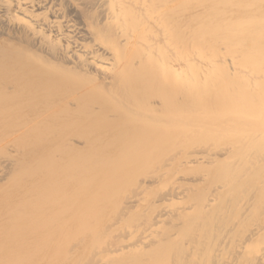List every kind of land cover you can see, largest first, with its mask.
I'll return each instance as SVG.
<instances>
[{
	"label": "bare ground",
	"instance_id": "bare-ground-1",
	"mask_svg": "<svg viewBox=\"0 0 264 264\" xmlns=\"http://www.w3.org/2000/svg\"><path fill=\"white\" fill-rule=\"evenodd\" d=\"M216 1L207 0L205 7L202 0V6L194 5V0H0V144L5 143V149L15 151L17 155L9 154L6 157L0 150V181L13 173L18 164L29 168L44 157L52 155L56 160L58 154L62 155L60 165L53 171L36 174L26 186L6 192L3 207L8 210L9 204L17 205L15 200L26 197L33 201L38 195H43V188L46 191V188L55 186L58 191L68 181L65 180L67 171L63 173L62 168L74 172L78 167L76 164L90 160L79 171L90 174L96 167L97 172L101 173L103 171L97 168L102 163V168L107 170L106 175H102V181L111 180L117 170L127 172V179L122 185L108 192L115 196L116 208H119V204L128 205L125 206L127 210L135 206L128 219L122 216L126 213L122 205L125 213L120 209L116 212H122L124 219L120 218L123 226L109 234L108 239H104L96 248V252L104 253L101 264H264V204L254 206V215H261L263 223L259 222V217H253L248 221L252 227L248 228L244 226V219L250 215L246 216V206L240 204L242 196L238 193L241 189L244 192L246 189L252 190L249 187L257 186L253 178L255 172H252L253 177H250L251 173L242 182L235 171L228 182H220L216 176L221 171L220 167L224 165V169H227V165H231L226 160L230 149L244 144L255 151L264 147V105L261 101L252 102L255 95H264V72L257 71V68L251 73L253 69L249 64V61L262 58H257V55L263 49L254 46L264 38V15L259 14L261 18L258 15L255 18L245 9L243 12L246 15L240 22L230 19L232 24L227 26H223L219 20L214 24L206 23L204 17ZM251 26L259 30L248 29ZM246 60L249 61L244 63ZM233 107L238 108L241 114L230 125L242 123L250 131L236 135L230 133L222 139L224 147L219 146L220 150L209 153L200 142L204 136L195 127L219 118ZM88 125L97 127L93 138L84 136L82 128ZM175 136L180 139L178 144L182 142L183 146L191 147L187 153L197 159L185 156L177 162L172 174L178 171L182 174L181 166H189L190 163L195 165L193 169L202 167V164L213 166L208 183L211 189L205 193L202 188L195 187V182H202V175L190 177V173L187 176L188 172L184 171L186 175L179 174L176 179L188 184L158 187L147 196L152 202L149 206L156 207L153 217L147 220L144 217L146 208L143 206L144 210L141 209V205L137 207L142 201L140 186L147 181V177L150 184L158 183L159 177L154 174L159 167L167 164L174 153L173 141H170ZM27 137L38 139L42 149L34 150L38 146L34 140L23 146H28L27 150L13 145L15 139L24 140ZM150 151L155 155L163 151V156L160 159H155L153 154L147 156ZM112 153L117 158L109 164L105 158ZM216 155L223 159L215 160ZM101 158L103 162L99 163ZM234 165L236 163L233 161L231 166ZM167 173L165 170L162 175ZM121 196L123 201H120ZM260 196L257 200L264 198V195L262 198ZM39 202L42 206L43 201ZM40 210V207L34 208L26 216L17 218L20 221L15 223L16 226L22 227L21 223L30 221L31 215ZM109 219L114 224V219ZM110 225H104L103 220L93 228L95 232L89 231L93 236H100L102 226L108 229ZM128 228H134L138 233L131 235ZM3 235L0 233V242ZM81 255L78 254L73 262ZM91 258L85 260L89 262ZM97 258H93L95 263ZM10 259L16 260L12 256Z\"/></svg>",
	"mask_w": 264,
	"mask_h": 264
},
{
	"label": "rangeland",
	"instance_id": "rangeland-1",
	"mask_svg": "<svg viewBox=\"0 0 264 264\" xmlns=\"http://www.w3.org/2000/svg\"><path fill=\"white\" fill-rule=\"evenodd\" d=\"M194 5H199V6H202V4H204L205 5V7H206V5H207V0H202V4H201V2H200V0L198 1V0H194V3H193ZM248 6H247V5ZM246 7V8H245ZM247 10V14H249V15H251V16H256V15H258V17L259 18H261L260 17V15L259 14H261V15H264V0H217L216 2H214L212 5H211V9H210V12L208 13V15L207 16H205L204 18H205V21H206V23H212V24H214V23H216L218 20L221 22V24L223 25V26H227L228 24H232V22H229V20L230 19H233L234 21H238V22H240L241 21V18L244 16V15H246L243 11L244 10ZM207 17V18H206ZM256 18V17H255ZM250 28H252L254 31H258L259 30V28L258 27H256V26H254V27H248V29H250ZM224 29V28H223ZM247 29V30H248ZM262 29L264 30V27H262ZM254 47H258V48H261V49H263L262 51H261V54L263 55H261V54H259V55H257L258 57L257 58H261V59H259V60H256L255 59V63L254 62H251V61H249V60H246V61H243L244 63H247L248 61L250 62L249 64H250V66L252 67V69H253V71H251V73H253L255 70H257V68H258V70L257 71H259V72H264V70H263V68H264V53H262L263 51H264V38H261V42L260 43H257ZM212 49H214V48H212ZM210 51H212V50H210ZM256 55V54H255ZM259 56H261V57H259ZM252 63H254V65L256 66L257 65V67L255 68L254 67V65L252 64ZM249 64H246V66L248 67L249 66ZM258 64H259V66H258ZM261 64V65H260ZM260 68H262V69H260ZM236 93H237V90H234ZM262 92H264V91H262ZM260 98V99H259ZM255 101H261L262 102V105H264V95H262V96H260V95H258V96H256L255 95V97H254V99H253V101L252 102H255ZM230 110H232V111H230ZM234 110V111H233ZM237 110V111H236ZM241 111H239V109L238 108H235V107H233V108H231V109H229L226 113H224V114H222L219 118L218 117H216L214 120H211V121H209V122H206L205 124H202V126L201 125H197L195 128L197 129V130H199L201 133H202V135L204 136V138L202 137V140L200 141L201 143H202V147H207V149H208V152L209 153H215L216 151H218V149L220 148L219 146H222V147H224V145L225 144H223L222 143V139H223V137H225V136H227V135H231V134H234L235 133V135L236 134H243V133H245L246 131H250L249 130V128L248 127H246L244 124H242V123H240V124H237L236 126H232V125H230V122L232 121V120H234V119H236L238 116H240V113ZM83 129V131H85V133H84V136L85 137H91V138H93L92 136L94 135V133L96 132V130H97V127H95V126H91V125H88V126H86V127H83L82 128ZM208 131H211V132H209L208 133ZM231 133V134H230ZM247 133V132H246ZM215 136V137H214ZM176 137L177 136H175V137H172L171 138V141L170 142H172L173 141V143H171V145H174V153L172 154V155H170V153H168L169 155H170V158L168 159V162H167V164L165 165V166H163V167H159V169H158V171L154 174L155 175V177H159L158 178V183L157 184H150L149 182H148V179H149V177H147L146 179H147V181H145V183H143L141 186H140V190L142 189V192L139 194V196H142V201H141V199L139 200V202H140V204H139V206H137V207H140V205H141V209H143V206L146 208L145 209V215H144V217L147 219V220H150V218H152L153 217V215L155 214V209H156V207L154 206V205H152L151 207L149 206V204L151 205L152 204V202L150 203V201H151V198H147V196H150L151 195V192L152 191H154L155 190V188H158V187H160V188H162L163 186H166V185H170L171 186V184L172 185H184V184H188L187 182H183L182 180H177L176 179V177H178L179 176V174H181V173H179V171L177 172V173H175V174H172V172H174V170H175V167L177 166V162L179 161V160H182V158H184L185 156L186 157H188V159H197V157L196 156H192L191 154H189V153H187V151L191 148L190 146H188V145H182L181 143L182 142H180V144H178L179 143V141H180V139L177 137V139H176ZM175 140H174V139ZM24 140H22V138H20V139H15V141H17L16 143H18V144H16L15 143V141H14V144L13 145H18V146H21L24 150H27L28 149V146H25V147H23L24 145H27V143L28 142H30V141H33V142H35V143H37V145L38 144H40V142H38L39 140L38 139H36V138H31V137H27V138H23ZM173 139V140H172ZM29 140V141H28ZM179 140V141H178ZM214 140V141H213ZM175 141V142H174ZM23 142V143H22ZM20 143H22V144H20ZM206 143V144H205ZM178 144V145H177ZM182 145V146H181ZM5 143H2V144H0V150L1 151H3L4 152V155L6 156V157H9V154L11 155V156H13V154L14 155H16V153H15V151L14 152H11V151H8V150H6L5 149ZM181 146V147H180ZM244 146V147H243ZM243 146H238V147H235V148H232V149H230L229 150V152H228V154H227V156H228V158L226 159V160H228V164H230L231 163V165H232V163H233V161H234V164L236 163V165H234L233 167L231 166V165H227L226 163H225V166L227 165V166H229V168L227 167V169L225 168L224 169V165L222 166V167H220V169H221V171H220V173L218 174V173H216V176L219 178V180H220V182H228V181H230V179H232L231 178V176H232V174L234 173V171H235V174H238V175H240V179H239V181H241L242 182V179H247V177L249 178V174H251L252 172L254 173L255 172V177H253L254 176V174L252 173L251 175H250V177H253V178H255L254 180H255V183H256V187L255 188H251V187H249L248 189H252V190H245L244 192H241L243 189H241V190H239L238 191V193L242 196H240L239 195V197H241L240 198V201L242 202V203H240L241 205H244L245 204V206H246V216H249V218H245L244 219V223H245V225L244 226H248V228H251L252 227V225L250 224V222H248V221H250L253 217H255V218H257V217H259V222L262 224L263 223V219H262V216L261 215H259L258 213H257V215H254V213L256 214V212H255V210H254V206H256V204L257 205H259V204H264V198H262L263 197V195H264V185H263V181H264V166H263V164H264V162H263V160H264V147L262 148V147H260L259 149H256V151L255 150H253L252 148H249V145L248 144H244ZM243 147V148H242ZM2 148V149H1ZM177 148V149H176ZM262 148V149H261ZM42 148H41V145H38V146H36L35 148H34V150H41ZM244 149V150H243ZM182 150V151H181ZM215 150V151H214ZM220 150V149H219ZM260 151V152H259ZM152 151H150L148 154H147V156H152V154L155 156V159L157 158V159H160L162 156H163V151H161L162 153L160 154V152H156V155H155V152H152ZM247 152V153H246ZM254 153V155H253V153ZM186 153V154H185ZM145 154V155H146ZM175 154V155H174ZM246 154H248V155H246ZM159 157H158V156ZM161 155V156H160ZM173 155H174V157H173ZM187 155H189V156H187ZM17 156V155H16ZM62 156V155H61ZM61 156H60V154H58V156L56 157V160H55V157L53 156L52 157V155L51 156H49V157H44L45 158V160H44V158L43 159H41V160H39V162H38V164H34L33 166H30L32 169H30V167L28 168V166L27 165H25V167H24V165L22 164H18L17 166H16V168H15V170L13 171V173H11V174H8V176H6L7 178H5L4 180H2V181H0V233H3L4 235V237H3V240H6V239H8V240H6L5 242L2 240L1 242H0V248H4V249H0V256L2 255V254H5V255H2L1 257H0V259H2L1 261L3 262V263H1L0 262V264H4L5 262H6V260H7V262L5 263V264H22V262L24 263V264H49V263H51V264H73L74 262H73V259H75L76 257H77V255L79 254V255H81V254H83L84 256L82 257V255H81V257H79L80 259H78L74 264H97V262H98V264H101V261L104 259L102 256H104V253L102 252V253H98V252H96V248L98 249V247L100 246V244H102L103 243V241H104V239H108V236H109V234H111V233H115V232H117V231H119V228H121L122 226H123V221H122V219H124L125 217H126V219H128L130 216L129 215H132V213H131V211L134 209V207H132V208H128L129 210H127L126 208H125V206L126 207H128V205H122V204H119L118 206H119V208H116V204H114V201H115V196L113 195V197L111 196V194L108 192V191H112L111 189H115L116 187H119V186H121L122 185V183H123V181L125 180V178L127 179V177H126V173L127 172H121V170L122 169H120V172H118L119 170H117V172L116 173H114L112 176L114 177V176H117L116 178L114 177V179H112L113 177H111L110 179L111 180H109V178L108 179H105V181H102V179L101 178H103V176L102 175H106V173H107V170H105V169H103L102 168V166H103V164L101 163V162H103L102 161V158L100 159V162L99 163H101L100 165H98L100 168H97V169H100L101 171H103V172H101V173H99V172H97V170H96V167H94V169H95V171L94 172H91L90 174H88V173H83L82 171H79L82 167H84V163L86 162V163H89V161L90 160H88V161H83L82 159H80V161H81V163H79V165H77L76 164V166H78L77 167V169H75L74 170V172L73 171H71V170H68V169H63L62 168V170H64V171H62L63 173H65L66 174V171H67V174H66V176H65V180H68V181H66L67 183L65 184V186H63L62 188H59V190L58 191H56L57 189L56 188H54L55 186H53V187H50V189L49 188H46V191H44V188H43V190H42V193H43V195H38V202L36 201L37 199H35V200H30L28 197H26V198H22V199H19V200H15V202H16V204L17 205H15L14 204V206L12 205V204H9L10 206H8L9 208H8V210H6V207H3V205H5V204H3V201H5L6 200V198H4V194H7V193H10V192H13V191H17V190H19L20 188H22V187H24V186H26L27 185V183H29V181H31L32 179H33V177L37 174H40L41 175V173L43 174V173H45V172H48V171H53V169L59 164V163H61ZM202 156H204V155H202ZM248 156V157H247ZM251 156V157H250ZM258 158H257V157ZM260 156H261V158H260ZM263 156V157H262ZM193 157V158H192ZM195 157V158H194ZM256 157V158H255ZM54 158V159H53ZM115 158H117L116 157V155L115 154H111L110 156H108V158H105L106 160V162L107 163H109V164H111V160H114ZM203 158V157H202ZM240 158V159H239ZM249 158H250V161H248L249 160ZM214 159L215 160H220V159H223V157L221 158V157H219V156H214ZM242 159V160H241ZM248 159V160H247ZM256 159V160H255ZM50 160V161H49ZM247 160V161H246ZM261 160V161H260ZM47 161V162H46ZM49 161V162H48ZM59 161V162H58ZM240 161H242V162H240ZM251 161H253L252 163H251ZM45 162V163H44ZM56 164H54V163ZM249 162V163H248ZM262 162V163H261ZM48 163V164H47ZM51 163V164H50ZM83 163V164H82ZM245 163H247V164H245ZM256 163V164H255ZM108 164V165H109ZM241 164V165H240ZM244 164V165H243ZM47 165V166H46ZM50 165V166H49ZM60 165V164H59ZM81 165V166H80ZM102 165V166H101ZM246 165V166H245ZM262 165V166H261ZM18 166H20V167H18ZM27 166V167H26ZM240 166H241V169H240ZM242 166H243V168H242ZM22 167V168H21ZM45 167H48L49 168V170L47 169V168H45ZM58 167V166H57ZM195 167V165L194 164H192V163H190L189 164V166L186 164L185 166H181V171H182V176H185L186 175V173L188 172V174H187V176H190V177H196L195 175H202V182H200V181H197V182H195V181H192V183L193 182H195L194 184H195V187H200V188H202L204 191L203 192H205V193H207L208 191H209V189H211V187H208V183L210 182V177H211V174L213 173V166H205L204 164H202V167H197V168H195V169H193ZM247 167V168H246ZM253 167V168H252ZM260 167H261V170H260ZM263 167V168H262ZM24 168V169H23ZM39 168V169H38ZM180 168V167H179ZM187 168H189V171H188V169ZM190 168H192L193 169V171H191L190 170ZM208 168V170H207V172L205 171V169H207ZM239 170H238V169ZM258 168V169H257ZM18 169V170H17ZM20 169H21V171H23L22 173H20L21 171H20ZM42 169V170H41ZM45 169V170H44ZM187 169V170H186ZM201 169H203L204 170V172H203V170H201ZM229 169V170H228ZM230 169H233L232 171L230 170ZM31 170H32V173L34 172V175L31 173ZM165 170H167L168 171V173L166 174V175H162V172L163 171H165ZM172 170V171H171ZM195 170V171H194ZM197 170V171H196ZM216 170V169H215ZM227 170H228V172H227ZM241 170V171H240ZM253 170H255V171H253ZM60 171V170H59ZM60 171V172H61ZM69 171H71V172H69ZM76 171V172H75ZM160 171V172H159ZM184 171H186V173L184 172ZM223 171H225V173L223 172ZM231 171V172H230ZM240 171V172H239ZM247 171H249V173H247ZM259 171H261V172H259ZM19 172V173H18ZM25 172V173H24ZM191 172H194V173H191ZM196 172V173H195ZM206 172V173H205ZM260 173V175H259V173ZM54 173H56L55 171H54ZM70 173H72V176H71V174ZM74 173V174H73ZM97 173H99V174H97ZM166 173V172H165ZM189 173H190V175H189ZM231 173V174H230ZM258 173V176L256 175ZM14 174V175H13ZM22 174H23V177H22ZM75 174H76V176H75ZM79 174V175H78ZM82 174V175H81ZM94 174V175H93ZM97 174V175H96ZM184 174V175H183ZM195 174V175H194ZM208 175V176H205V175ZM17 175V176H16ZM31 175V176H30ZM49 175V174H48ZM53 175V174H52ZM73 175H74V178H73ZM118 175H119V178H118ZM157 175V176H156ZM219 175H220V177H219ZM248 175V176H247ZM253 175V176H252ZM26 176L29 178V179H27L26 178ZM69 176V177H68ZM79 176V177H78ZM100 176H102V177H100ZM122 176V177H121ZM205 176V177H204ZM258 177V179H257V177ZM92 177V178H91ZM99 177H100V179H99ZM222 177V178H221ZM261 178V180H259L260 178ZM13 178V179H12ZM18 178H19V180H18ZM70 178H72V179H70ZM85 180H84V179ZM94 178V179H93ZM118 178V179H117ZM203 178H205V180H203ZM10 179V180H9ZM82 179V180H81ZM115 179H116V181H115ZM145 179V180H146ZM223 179V180H222ZM14 180V181H13ZM88 180V181H87ZM91 180H92V182H91ZM107 180V181H106ZM244 180V181H245ZM7 181V182H6ZM17 181H18V183H17ZM23 181V182H22ZM82 181H85V182H83L82 183ZM90 181V182H89ZM120 181V182H119ZM171 181V182H170ZM182 181V182H181ZM9 182H10V184H9ZM14 182H15V184H17V185H15L14 184ZM22 182V183H21ZM113 182V183H112ZM147 182L149 183V184H147ZM163 182H165V183H163ZM179 182V183H178ZM259 182V183H258ZM105 183V184H104ZM108 183H111V184H108ZM115 183H116V185H115ZM120 183V184H119ZM8 184H9V186H8ZM85 184V185H84ZM90 184V185H89ZM103 184H104V186H106V187H104L103 186ZM194 184H192V185H194ZM210 184V183H209ZM83 185V186H82ZM143 185H145V186H143ZM148 185V186H147ZM207 185V187H204V186H206ZM263 185V186H262ZM11 186V187H10ZM87 186V187H86ZM9 187H10V189H9ZM81 187V188H80ZM102 187H104V188H102ZM258 187V188H257ZM4 190H3V189ZM13 188V189H12ZM52 188H54V189H52ZM98 188V189H97ZM109 188V189H108ZM8 189V190H7ZM56 189V190H55ZM63 189V190H62ZM80 189V190H79ZM84 189V190H83ZM104 189H106L107 191H105ZM263 189V190H262ZM50 190V191H49ZM55 190V191H54ZM75 192H74V191ZM86 190V191H85ZM100 190V191H99ZM256 190V191H255ZM51 191H54V192H52L51 193ZM78 191V192H77ZM97 191H99V192H97ZM103 191V192H102ZM253 193H252V192ZM260 191H262V192H260ZM7 192V193H6ZM45 192V193H44ZM48 192H50V193H48ZM106 192H108L107 193V195H106ZM248 192V193H247ZM64 193V194H63ZM81 193V194H80ZM91 193H92V195H91ZM241 193H243V194H241ZM47 194V195H46ZM49 194V195H48ZM50 194H52V196L50 195ZM60 194H61V196L63 197H61L60 196ZM96 194H99V196L97 195L96 196ZM209 194V193H208ZM207 194V195H208ZM246 197H245V196ZM259 195H261L260 196V198H262V199H259V200H257L258 198H259ZM76 196V197H75ZM139 196H137V197H139ZM244 196V197H243ZM42 197V198H41ZM46 197V198H45ZM48 197V198H47ZM50 197V198H49ZM55 197V198H54ZM92 197V198H91ZM97 200H94V198ZM98 197V198H97ZM99 197H100V199H99ZM27 198H28V200H27ZM44 198V199H43ZM52 198V199H51ZM60 198H62V199H60ZM89 198V199H88ZM112 198V199H111ZM143 198H144V200H143ZM221 197H219V199H220ZM247 198H248V200H247ZM249 198H251V199H249ZM255 198V201L253 200V199ZM25 199V200H24ZM47 199V200H46ZM49 199V200H48ZM74 199H76V200H74ZM92 199V201H89V200H91ZM123 199V196H121V199H120V201ZM245 199H246V201H245ZM22 200V201H21ZM27 200V201H26ZM43 201V205L42 206H40V204H38V203H41V202H39V201ZM54 200H56V201H54ZM57 200H59V201H57ZM94 200V201H93ZM262 202H261V201ZM45 201V202H44ZM49 201H51V202H49ZM53 201V202H52ZM71 201V203H69ZM106 201V202H105ZM123 201V200H122ZM258 201V202H257ZM19 202H20V204H19ZM33 202H34V205H33ZM37 202V203H36ZM46 202H48V203H46ZM73 202V203H72ZM91 203L90 205L88 204V203ZM138 202V203H139ZM244 202V203H243ZM248 202V203H247ZM254 202V203H253ZM29 203H30V206H29ZM32 203V204H31ZM87 203V204H86ZM121 203V202H120ZM251 203V204H250ZM253 203V204H252ZM45 204V205H44ZM49 204V205H48ZM70 204V205H69ZM72 204V205H71ZM83 204H85V206L83 205ZM249 204V205H248ZM2 205V206H1ZM105 205V206H104ZM121 205H122V207H121ZM248 205V206H247ZM12 206V207H11ZM64 206H65V208H64ZM71 206V207H70ZM80 206V207H79ZM95 206V207H94ZM97 206V207H96ZM103 208H102V207ZM117 206V207H118ZM149 206V207H148ZM251 206V207H250ZM3 207V208H2ZM15 207V208H14ZM18 207H20V209H18ZM41 208V212L39 211V212H37L36 214H33V215H31V222L28 220V221H24L25 223H21V225H22V227L21 226H16V224L15 223H19V219H17V218H19V217H21V216H26V214H28L29 213V211L31 212V210L32 209H34V208ZM66 207H67V209H66ZM69 207H70V209H69ZM92 207V208H91ZM5 208V209H4ZM26 208V209H25ZM29 208H31V209H29ZM61 208V209H60ZM87 208H89V209H87ZM103 209V210H101V209ZM123 209V211H125V212H123L122 211V209ZM2 209V210H1ZM11 209V211H9ZM17 209V210H16ZM57 209V210H56ZM85 209H86V211H85ZM118 209H120L123 213H125V215H123L122 214V216L124 217H122L121 216V213L122 212H120V214H119V212L118 213H116L117 211H118ZM124 209H126V210H124ZM152 209V210H151ZM62 210V211H61ZM67 210V211H66ZM92 210V211H91ZM97 210V211H96ZM101 210V211H100ZM144 210V209H143ZM147 210H149V211H147ZM20 211V212H19ZM28 211V212H27ZM45 211V212H44ZM63 212L62 214L60 213H56V212ZM82 211V213H80ZM91 211V212H90ZM104 211V212H103ZM113 211H114V213H113ZM249 211V212H248ZM6 212V213H5ZM8 212H10V213H8ZM88 212H89V214H88ZM100 214H99V213ZM103 212V213H102ZM252 212V213H251ZM66 213V214H65ZM85 213V214H84ZM87 213V214H86ZM6 214V215H5ZM15 214H17V215H15ZM53 214H55L54 216H53ZM94 214V215H93ZM96 214V215H95ZM99 214V215H98ZM133 214H134V212H133ZM36 215V216H35ZM41 215V216H40ZM50 215H51V217H50ZM77 215H79L78 217H76ZM83 215V216H82ZM114 215H116V216H114ZM14 216V217H13ZM17 216V217H16ZM60 216V217H59ZM85 216V217H84ZM91 216H92V218H91ZM96 216V217H95ZM100 216V217H99ZM117 216H119L118 218H116V220L114 219L115 217H117ZM13 217V218H12ZM35 217H37V218H35ZM122 219H121V218ZM128 217V218H127ZM4 218H6V220L4 219ZM8 218H10V220L8 219ZM65 218V219H64ZM76 218H77V220H76ZM109 218H112V219H114L113 220V222H114V224L112 223V220L111 219H109ZM14 219V220H13ZM16 219V220H15ZM41 219V220H40ZM45 219V220H44ZM52 219H53V221H52ZM55 219V220H54ZM57 219V220H56ZM61 219V220H60ZM75 219V220H74ZM79 219V220H78ZM85 219V220H84ZM91 219V220H90ZM260 219H262V220H260ZM4 220H5V222H4ZM35 220V221H34ZM43 220H44V222H43ZM92 220H93V222H92ZM104 220V225L106 224H108V223H110L111 225H110V227H108V229L106 228V226H102V229H100V231L102 232L101 233V235L100 236H93V234H92V232H95V230L93 229L94 227H96V226H99V224H100V222H102ZM121 220V221H120ZM33 221H34V223H33ZM42 221V222H41ZM46 221H47V224H46ZM50 221V222H49ZM53 223H55V224H52V222ZM83 221V222H82ZM57 222V223H56ZM89 222V223H88ZM10 223V224H9ZM27 223V224H26ZM37 223V224H36ZM46 224L45 226H44V224ZM61 223V224H60ZM87 223V224H86ZM14 224V225H13ZM25 224V225H24ZM40 224V225H39ZM42 224H43V226H42ZM85 224V225H84ZM10 225V226H9ZM12 225V226H11ZM24 225V226H23ZM28 225V226H27ZM32 225H34V227H32ZM51 225V226H50ZM70 225V226H69ZM36 226H39V227H36ZM40 226H42L41 228H40ZM66 226H68L67 227V229H66ZM84 226V227H83ZM5 227V228H4ZM29 227V228H28ZM7 228H9L11 231L9 232V231H7V230H9V229H7ZM14 228V229H13ZM24 228V229H23ZM27 228V229H26ZM38 228V229H37ZM43 228V229H42ZM70 228V229H69ZM3 229V230H2ZM7 229V230H6ZM20 229H21V232H20ZM33 231V233H32V231ZM37 229V230H36ZM65 229V230H64ZM92 229V230H91ZM110 229V230H109ZM14 230V231H13ZM24 230V231H23ZM36 230V231H35ZM56 230V231H55ZM68 232H67V231ZM92 231V232H90V231ZM128 230H131V235H136V233H138V231L137 230H134V228H128ZM7 231V232H6ZM29 231H31V232H29ZM53 231V232H52ZM63 231H64V234H63ZM65 231H66V234H65ZM106 231H108V233L106 234L105 232ZM5 232V233H4ZM23 232V233H22ZM29 234H28V233ZM52 234H51V233ZM55 232V233H54ZM105 234H104V233ZM18 234L17 236H16V234ZM20 233V234H19ZM33 235H32V234ZM78 233V234H77ZM15 234V235H14ZM42 234V235H41ZM45 234V235H44ZM47 234H48V236H47ZM52 235V236H50V235ZM63 234V235H62ZM247 234V233H246ZM25 235V236H24ZM53 235H54V237H53ZM66 235V236H65ZM79 235H81V236H79ZM103 235V236H102ZM10 236H11V239H9L10 238ZM24 236V237H23ZM43 236H46V237H44L45 238V240H44V238H43ZM63 236H65V237H63ZM69 236V237H68ZM74 236V237H73ZM79 236V237H78ZM91 236H93V237H91ZM107 236V237H106ZM7 237H9V238H7ZM13 237V238H12ZM26 237V238H25ZM48 237H52V239L51 238H48ZM76 237V238H75ZM83 237V238H82ZM5 238V239H4ZM36 238H38L37 240H36ZM43 238V239H42ZM47 238V239H46ZM63 238V239H62ZM88 238V239H87ZM94 240H93V239ZM24 239H25V241H24ZM35 239V240H34ZM62 240V242H61V240ZM84 239V240H83ZM95 239H96V241H95ZM98 239H100V241L98 240ZM12 240H13V242H12ZM18 241V243H17V241ZM20 240V241H19ZM22 240V241H21ZM28 240V241H27ZM34 240V242H32ZM45 242H44V241ZM50 240V241H49ZM51 240H52V242H51ZM76 241V242H74V244L72 243L73 241ZM78 240V241H77ZM97 240H98V242H97ZM102 240V241H101ZM41 241H43V243L41 242ZM48 241V242H47ZM59 241H60V243H59ZM64 241V242H63ZM72 241V242H71ZM95 241V242H94ZM11 242V243H10ZM20 242H22V243H20ZM26 242V243H25ZM32 242V243H31ZM41 242V243H40ZM80 242V243H79ZM91 244H90V243ZM1 243H2V246H1ZM4 243V244H3ZM13 243V244H12ZM28 243H31V244H29V245H31V247L28 245ZM58 243V244H57ZM79 243V244H78ZM90 245H89V244ZM98 243L99 245H96V244ZM9 244V245H8ZM14 244H15V247H16V245H17V247L15 248L14 247ZM41 244H43V245H41ZM44 244H47V245H44ZM48 244H49V246H48ZM73 244V245H72ZM93 244V245H92ZM96 246H95V245ZM19 245V246H18ZM37 247H36V246ZM77 245V246H76ZM13 246V247H12ZM21 246V247H20ZM28 246V247H27ZM38 246L40 247L39 249H38ZM44 248H42V247ZM76 246V247H75ZM82 246V247H81ZM84 246H86V247H84ZM93 246H94V248H93ZM8 247H11V248H8ZM80 247H81V249H80ZM85 249H84V248ZM8 249V250H7ZM9 249H13V250H9ZM21 249V250H20ZM32 249V250H31ZM42 249V250H41ZM59 249V250H58ZM68 249V250H67ZM1 250L3 251V252H1ZM21 252H20V251ZM29 250V251H28ZM35 250V251H34ZM43 250H45V251H43ZM91 250H95L94 252L93 251H91ZM5 251V252H4ZM19 251V252H18ZM24 251V252H23ZM37 251L39 252V253H37ZM42 251V252H41ZM47 251V252H46ZM76 252V254H75V252ZM87 251V252H86ZM90 251L91 252H93V253H90ZM8 254H7V253ZM26 252V253H25ZM33 252H35V253H33ZM44 252H45V254L46 255H44ZM82 252V253H81ZM11 253H14L15 254V256L13 255V254H11ZM30 253L32 254V255H30ZM37 253V254H36ZM41 253H43V254H41ZM64 253H66V255L64 254ZM71 253H72V255H71ZM78 253V254H77ZM87 253V254H86ZM95 253V254H94ZM10 254H11V256L14 258V259H16V260H13V261H11V256H10ZM23 254H24V256H23ZM63 254H64V256H63ZM75 254V255H74ZM97 254V255H96ZM18 257H17V256ZM22 255V256H21ZM37 255V256H36ZM40 255V256H39ZM61 255V256H60ZM9 256H10V258H9ZM34 257V258H32L31 259V257ZM99 257V258H97V262L95 263V259H93V258H96V257ZM5 257H6V259H5ZM22 257V258H21ZM29 257V258H28ZM35 257H37V259L35 258ZM72 257V258H71ZM87 257L88 258H91L90 260H89V262L88 261H86L85 259H87ZM4 258V259H3ZM7 258H9V259H7ZM30 260V262H29V260ZM58 258V259H57ZM71 258V259H70ZM21 259V260H20ZM23 259V260H22ZM25 259H27L26 261H25ZM33 259H34V261H33ZM44 259V260H43ZM57 259V260H56ZM65 259V260H64ZM82 259V260H81ZM99 259H100V262H99ZM9 260V261H8ZM48 260V261H47ZM55 260H56V262H55ZM72 260V261H71ZM88 260V259H87ZM106 260V259H105ZM11 261V262H10ZM17 261V262H16ZM21 261V262H20ZM25 261V262H24ZM81 261V262H80ZM85 261V262H84ZM107 261V260H106ZM58 262V263H57ZM60 262V263H59ZM73 262V263H72ZM84 262V263H83ZM86 262H88V263H86ZM91 262V263H90ZM104 262V261H103ZM107 264H111L110 262L109 263H107Z\"/></svg>",
	"mask_w": 264,
	"mask_h": 264
}]
</instances>
